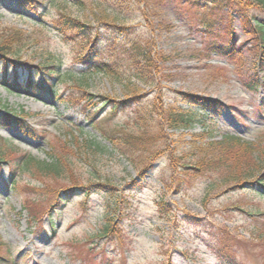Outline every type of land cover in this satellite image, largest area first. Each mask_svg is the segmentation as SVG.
<instances>
[{
	"label": "rangeland",
	"instance_id": "1",
	"mask_svg": "<svg viewBox=\"0 0 264 264\" xmlns=\"http://www.w3.org/2000/svg\"><path fill=\"white\" fill-rule=\"evenodd\" d=\"M81 1L0 0V28L24 36L0 61V114L25 118L0 121V264H264L261 184L198 168L201 147L234 135L259 148L251 171L264 174V86L247 85L264 68L243 27L264 13L248 0ZM62 15L100 43L59 32ZM171 106L194 123L169 128ZM131 136L148 139L129 150ZM52 152L69 156L64 171L26 167Z\"/></svg>",
	"mask_w": 264,
	"mask_h": 264
},
{
	"label": "trees",
	"instance_id": "2",
	"mask_svg": "<svg viewBox=\"0 0 264 264\" xmlns=\"http://www.w3.org/2000/svg\"><path fill=\"white\" fill-rule=\"evenodd\" d=\"M81 3L82 1L79 0ZM192 1V0H188ZM207 1V3H211L212 5H218L220 6L219 8H224L230 5V3L234 2V0H203ZM248 2L253 3L255 6L259 7L260 10L264 13V0H248ZM247 2V3H248ZM194 3L196 5H199L201 3V0H194ZM264 15V14H263ZM106 16V15H104ZM253 18V19H252ZM251 19H248L247 14L244 15L243 18V27L244 30L247 34L251 36L252 39H255L256 42V47L258 49V61L259 65L264 68V16L260 17L258 15L253 16ZM253 21V22H252ZM55 27L56 29L63 33L66 34L67 31H75L79 34L77 36H81L83 40L88 44L90 43H100V35L99 33L94 34V32L85 24L79 21L76 18L73 17H68L67 15H62L56 22H55ZM24 36L22 32L15 28H10V27H4L0 28V61L2 62L5 60L4 64L7 65L10 61L7 60L12 55H17V51L15 50V45L18 44L23 40ZM82 40V41H83ZM82 41L80 43H82ZM88 41V42H87ZM86 45V44H85ZM82 45V46H85ZM223 48L221 53H230L227 51V48ZM143 57L145 58V62H150L149 56H146L144 49L142 48ZM78 60H81L82 62L89 63L86 61L81 55L77 58ZM137 66H143L141 65V62H135ZM40 68V71L44 73V75H48V72H45V69L48 67H51V65H48L47 63H42ZM101 67V66H100ZM17 72V71H16ZM147 74V73H146ZM32 76V74H31ZM17 77V76H16ZM29 82L32 83V77H28ZM17 83V78L15 79ZM47 80V79H46ZM48 81V80H47ZM51 84L53 86V81L50 82L48 85ZM19 85V84H18ZM247 85L252 89V90H257L260 86H264V83H261L259 79L257 80H252L247 83ZM31 87V86H30ZM83 89V88H82ZM84 90H86L84 88ZM187 97L190 99L189 101L193 104L201 105L205 108L210 106V103H208L206 99H200L194 96H188ZM74 99L71 98L69 101L71 103H74ZM5 114H0V121L5 122L3 119H6L7 122L13 121L14 122L19 120V119H25L22 118L24 115H15L14 117H9L8 115ZM166 115V121L168 124L169 128H189L195 121V115L193 112L189 110H184L179 107H169L165 111ZM27 117V116H25ZM6 123V122H5ZM148 138H143L141 136H131V138H127V148H131L132 145L135 143H140L142 144L143 141H145ZM0 138V164L6 162L7 159H5V152L3 151V142H1ZM200 152L202 154L203 159L199 161L198 163V168L201 170L205 171H211L215 169L222 168L220 167L221 165L223 166H228L227 169L229 172V177L233 178L234 181L237 183L238 181H243L242 184L246 185H253L255 184H261V188L264 189V184L260 182V180L264 179V174L262 173L261 176L257 178L256 172H260L263 167H260L258 170H253L252 165L250 163L252 157L259 151V148L255 147L252 142L250 141H245L243 138L239 136H222L220 140L213 141L212 143H209V146L207 148L201 147ZM53 154H50V161H41L37 162L34 160L32 157H27V163L26 167H30L29 165L33 166H39L40 169L47 171V172H56L60 173L64 171L65 166L68 164L67 160L69 156H64L61 154H57L56 152H52ZM29 159V160H28ZM25 160V161H26ZM73 188H81L78 183L73 184L72 186H68L64 188L63 190L65 192H69ZM264 214V213H263ZM110 222V220H109ZM264 226V225H263ZM113 226L112 223H109L106 225L104 228L105 233H110L112 230ZM264 229V228H263ZM107 235V234H106ZM258 239L263 238L264 242V232H260L258 234ZM8 253L9 249L6 250V246L0 241V260H7L8 259ZM232 264H241L237 261L236 258L230 259Z\"/></svg>",
	"mask_w": 264,
	"mask_h": 264
}]
</instances>
